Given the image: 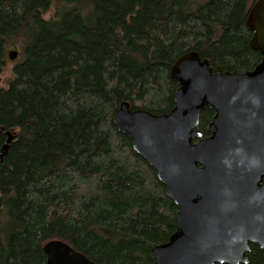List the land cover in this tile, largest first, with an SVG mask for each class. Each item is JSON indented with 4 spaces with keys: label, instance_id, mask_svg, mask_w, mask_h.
<instances>
[{
    "label": "trees",
    "instance_id": "trees-1",
    "mask_svg": "<svg viewBox=\"0 0 264 264\" xmlns=\"http://www.w3.org/2000/svg\"><path fill=\"white\" fill-rule=\"evenodd\" d=\"M254 1L0 0V74L8 48L24 53L0 86V264H45L54 239L96 264H154L177 206L113 116L123 101L167 113L185 52L253 69ZM213 115L201 110L204 137ZM250 247L248 264H263Z\"/></svg>",
    "mask_w": 264,
    "mask_h": 264
},
{
    "label": "water",
    "instance_id": "water-1",
    "mask_svg": "<svg viewBox=\"0 0 264 264\" xmlns=\"http://www.w3.org/2000/svg\"><path fill=\"white\" fill-rule=\"evenodd\" d=\"M246 22L261 55L253 69L212 68L185 52L170 67L178 87L167 113L123 101L113 116L177 206L174 232L151 248L154 264H248L251 244L264 250V0L254 1ZM204 107L214 110L206 137ZM43 250L45 264H96L62 240Z\"/></svg>",
    "mask_w": 264,
    "mask_h": 264
},
{
    "label": "rangeland",
    "instance_id": "rangeland-1",
    "mask_svg": "<svg viewBox=\"0 0 264 264\" xmlns=\"http://www.w3.org/2000/svg\"><path fill=\"white\" fill-rule=\"evenodd\" d=\"M50 14H52V11L48 13L47 17H49ZM10 51H15L17 55L15 59L8 58L7 65L5 66L4 70L0 74V86H4V87L7 86V81L10 79L12 75L11 70H12L13 65L16 63V61L21 62L24 59V53L21 50L20 43L8 48V52Z\"/></svg>",
    "mask_w": 264,
    "mask_h": 264
}]
</instances>
